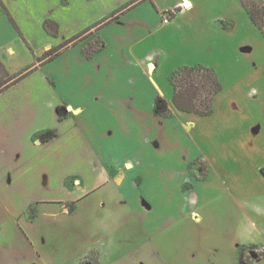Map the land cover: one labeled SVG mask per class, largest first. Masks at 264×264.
<instances>
[{"label": "crops", "instance_id": "obj_1", "mask_svg": "<svg viewBox=\"0 0 264 264\" xmlns=\"http://www.w3.org/2000/svg\"><path fill=\"white\" fill-rule=\"evenodd\" d=\"M19 1L0 0V66L16 76L0 91V264H79L91 256L99 264H167L172 235L164 232L161 239L155 223L161 216L165 226L174 222V202L182 215L194 207L198 182L187 171L205 182L210 170L198 172V148L183 147L180 135L168 134L173 126L184 131L194 125L174 106L172 84L170 94L156 80L163 49L151 38L164 34L171 46L183 21L193 23L202 13L200 0H143L105 24L135 1L123 0L69 37L61 36L57 19L43 17L41 57L91 28L103 49L87 58L89 43L77 42L52 60L13 74L14 43L22 40L34 54L38 39L19 18ZM172 10L177 13L164 23ZM46 21L57 25V35L46 30ZM192 65L193 60L177 64L165 78ZM16 90L21 102L12 104L8 96ZM158 96L173 116L155 113ZM50 131L53 137L42 140ZM66 143L79 149L69 151ZM28 146L37 151L27 152ZM50 147L58 151H39ZM29 182L36 194L30 201ZM44 190L52 196H42Z\"/></svg>", "mask_w": 264, "mask_h": 264}, {"label": "rangeland", "instance_id": "obj_2", "mask_svg": "<svg viewBox=\"0 0 264 264\" xmlns=\"http://www.w3.org/2000/svg\"><path fill=\"white\" fill-rule=\"evenodd\" d=\"M69 1L68 6H63L61 0H20L16 3L19 18L38 39H33L36 58L22 40L14 43L15 55L9 57V69L13 74L41 63L37 62L41 55L38 44L41 43V18L57 19L61 36L69 37L110 14L123 2ZM200 3L202 13L193 23L183 21L178 30L181 33L171 46L164 34L151 38V43L163 49L155 77L166 85L170 94L173 89L165 78L167 73L188 60H193L194 67L213 68L222 83L223 90L214 100L211 115L184 114L194 126L184 131L173 126L172 133H168L172 137L180 135L183 147L195 145L198 148L199 154L195 156L199 160L195 167L198 172L210 170V177L202 182L198 173L187 171V175H193L198 182L197 189L192 192L195 200L196 196L199 199L198 203L188 211L183 209L182 215L179 202H174L171 206L176 213L172 214L174 222L165 226L164 218L158 215L155 231L161 232V239L164 232L172 235L171 249L165 254L167 264H264V33L254 24L249 12H243L241 0H200ZM96 30L91 28L74 34L73 37L80 35L75 43L84 41L96 48L100 45ZM246 47L251 52L244 53L242 49ZM48 50L50 48L43 53ZM15 78L0 66V91ZM20 95L22 93L16 90L8 97L12 104H17L21 102ZM66 144L69 151L73 152L74 147L79 149L74 146L76 144L72 147ZM188 150L195 153L194 148ZM33 151L37 150L27 147V152ZM39 151L51 155L58 150L50 147ZM28 184L27 200L30 201L36 194L32 193L30 182ZM51 194L44 190L42 196L50 197ZM181 215L183 220L179 219Z\"/></svg>", "mask_w": 264, "mask_h": 264}, {"label": "trees", "instance_id": "obj_3", "mask_svg": "<svg viewBox=\"0 0 264 264\" xmlns=\"http://www.w3.org/2000/svg\"><path fill=\"white\" fill-rule=\"evenodd\" d=\"M247 11L249 12L254 24L258 26L264 33V2L258 0H241ZM143 2V0H135L129 5L113 14L105 21H113L118 18V14L125 12L127 9L133 8L135 5ZM52 26L54 29H52ZM46 30L52 35H57V25L51 21H46ZM80 35L66 41L60 47L52 49L42 56L39 61H50L62 53V51L77 43L76 39ZM78 42V41H77ZM99 46L92 48L93 44L89 43V49L85 50L87 58L92 57L95 53L103 49L104 43L99 41ZM91 47V48H90ZM174 88L173 104L176 109L182 113L195 114L197 116H209L214 112V100L216 96L222 92L223 86L219 80L216 71L206 66H183L177 69L169 78ZM155 113L159 116L171 117L173 111L170 109L166 100L158 96L156 99ZM54 133L52 131L42 135V140H50ZM264 173V169H262ZM32 213L34 208H31Z\"/></svg>", "mask_w": 264, "mask_h": 264}, {"label": "built area", "instance_id": "obj_4", "mask_svg": "<svg viewBox=\"0 0 264 264\" xmlns=\"http://www.w3.org/2000/svg\"><path fill=\"white\" fill-rule=\"evenodd\" d=\"M184 8H187L186 5H183ZM177 12L176 11H169L166 16H165V19H164V23H169L172 16L175 15ZM79 264H99L97 262V259L96 258H93V257H87V258H84L80 261Z\"/></svg>", "mask_w": 264, "mask_h": 264}, {"label": "bare ground", "instance_id": "obj_5", "mask_svg": "<svg viewBox=\"0 0 264 264\" xmlns=\"http://www.w3.org/2000/svg\"><path fill=\"white\" fill-rule=\"evenodd\" d=\"M187 5L189 6L190 4L189 3H187ZM155 68H154V66H151V70H154Z\"/></svg>", "mask_w": 264, "mask_h": 264}]
</instances>
